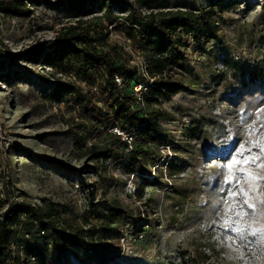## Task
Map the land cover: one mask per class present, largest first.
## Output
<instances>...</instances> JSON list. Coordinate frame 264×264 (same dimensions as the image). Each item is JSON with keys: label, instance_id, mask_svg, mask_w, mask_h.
<instances>
[{"label": "rangeland", "instance_id": "obj_1", "mask_svg": "<svg viewBox=\"0 0 264 264\" xmlns=\"http://www.w3.org/2000/svg\"><path fill=\"white\" fill-rule=\"evenodd\" d=\"M163 1L171 8L210 6L209 0ZM54 2L29 3L33 11L26 18L0 12V219L11 204L24 203L54 208L59 227L117 226L122 235L112 243L120 254L107 264H264V79L248 78L264 65V0L217 4V36L207 44L183 34L187 57L165 76L181 89L156 97L148 94L143 53L117 29L126 4L113 5L117 20L102 3L82 18L96 25L100 48H115L137 69L133 90L149 97L148 112L159 120V138L139 144L161 158L140 157L136 173L120 159H94L89 147L108 145L105 133L89 124L75 94L60 101L52 96L60 76L102 107L101 79H79L66 61L45 67L41 58L23 57L78 22ZM245 158L249 163L227 167ZM106 204L127 215L111 216ZM40 228L26 214L14 220L10 244L21 264H82L87 258L62 252ZM30 245L39 258L27 255Z\"/></svg>", "mask_w": 264, "mask_h": 264}, {"label": "trees", "instance_id": "obj_2", "mask_svg": "<svg viewBox=\"0 0 264 264\" xmlns=\"http://www.w3.org/2000/svg\"><path fill=\"white\" fill-rule=\"evenodd\" d=\"M38 2L39 0H0V12L26 18L33 11L29 3ZM97 3L104 6L108 4L106 13L113 16L114 4H126L124 9H127V14L117 29L132 41L135 50L143 53L150 80L155 78L153 82L148 81V94L156 97L157 91L171 95L181 89L180 84L165 76L180 60L187 57L182 35H191L193 41L202 45L214 40L217 36L213 18L215 6L224 3V0H209L210 6L202 9L166 7L163 0H55L54 5L65 8L67 14L78 22L56 30L50 45H41L23 55L29 61L41 58V64L66 61L75 71L76 77L91 84L101 79L103 98L99 101H103L102 107L97 106L93 96L82 95L75 83L60 76L54 79L52 96L60 101L69 94H75L74 102L85 113L89 124L105 133L108 145L92 144L89 147L94 159L107 160L114 157L128 164V172L136 173L140 171V157L152 159L153 162H158L161 158V154L139 144L148 136L153 141L157 140L160 136V124L156 115L148 112L149 100L146 99L149 97L141 98L133 90L132 81L139 76L137 69L129 64L128 59L123 60L115 48H100L94 40L96 25L82 20L92 13ZM144 9L148 12L144 13ZM36 53L41 57L36 56ZM19 56L21 53L15 54L14 61ZM96 71H100L98 75ZM116 77L123 79V85L117 82ZM248 78L251 81L263 80L264 65H257L249 71ZM83 125L85 124H78L79 128ZM126 150L130 153L128 156L125 155ZM105 209L115 218L127 215L126 210L117 205L106 204ZM24 214L40 225V233H50L52 243L55 247H61L62 252L67 251L78 258L85 253L87 258L82 264H107L120 254L112 243L122 235L117 226L101 224L90 229L59 227L54 221V208H35L16 203L11 204L0 219V264H7L10 260L12 264H21L20 257L15 256L12 250L10 239L14 220ZM27 249L28 256L39 258L40 254L34 245ZM179 259L182 263L187 261L184 256Z\"/></svg>", "mask_w": 264, "mask_h": 264}, {"label": "snow or ice", "instance_id": "obj_3", "mask_svg": "<svg viewBox=\"0 0 264 264\" xmlns=\"http://www.w3.org/2000/svg\"><path fill=\"white\" fill-rule=\"evenodd\" d=\"M235 163L247 164V163H249V160L247 158H245L243 161H236L234 159L233 164H229V165H227V167L228 168H232L235 165ZM241 171H243V169H241ZM247 175L251 176L252 174L248 173ZM232 179H234V177H229L228 178L229 181H231ZM226 182H228V181H226ZM230 194L233 195V196L236 195V193H230ZM241 194L244 195V196H247V193L243 192V189H241ZM244 203L247 204V200H245ZM248 207H254V205H248ZM233 231H237L238 232V231H240V229L236 228V229H233Z\"/></svg>", "mask_w": 264, "mask_h": 264}, {"label": "built area", "instance_id": "obj_4", "mask_svg": "<svg viewBox=\"0 0 264 264\" xmlns=\"http://www.w3.org/2000/svg\"><path fill=\"white\" fill-rule=\"evenodd\" d=\"M45 67H48L46 64H44ZM147 69H148V65L146 66ZM116 80L119 84L123 85V79L122 78H119V77H116ZM131 139V138H130ZM130 141V140H129ZM132 148V145L130 146ZM31 259L32 260H35V257L34 256H31Z\"/></svg>", "mask_w": 264, "mask_h": 264}, {"label": "bare ground", "instance_id": "obj_5", "mask_svg": "<svg viewBox=\"0 0 264 264\" xmlns=\"http://www.w3.org/2000/svg\"><path fill=\"white\" fill-rule=\"evenodd\" d=\"M78 264H79V261H78Z\"/></svg>", "mask_w": 264, "mask_h": 264}]
</instances>
